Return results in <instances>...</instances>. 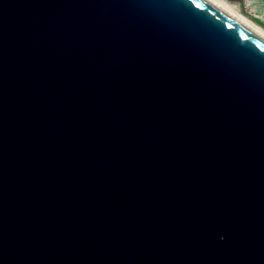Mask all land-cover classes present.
<instances>
[{"label":"water","instance_id":"water-1","mask_svg":"<svg viewBox=\"0 0 264 264\" xmlns=\"http://www.w3.org/2000/svg\"><path fill=\"white\" fill-rule=\"evenodd\" d=\"M0 264H264V40L207 0H0Z\"/></svg>","mask_w":264,"mask_h":264},{"label":"rangeland","instance_id":"rangeland-1","mask_svg":"<svg viewBox=\"0 0 264 264\" xmlns=\"http://www.w3.org/2000/svg\"><path fill=\"white\" fill-rule=\"evenodd\" d=\"M226 2L264 31V25L257 20V17H264V0H226Z\"/></svg>","mask_w":264,"mask_h":264},{"label":"bare ground","instance_id":"bare-ground-1","mask_svg":"<svg viewBox=\"0 0 264 264\" xmlns=\"http://www.w3.org/2000/svg\"><path fill=\"white\" fill-rule=\"evenodd\" d=\"M212 5L220 9L222 12H224L227 16L234 19L235 21L239 22L240 24L248 27L251 29L256 35L261 37L264 40V31L259 28L256 24L252 23L250 20H248L246 17L242 16L232 5H230L226 0H207ZM255 18L257 16H254ZM257 20L261 21V23L264 25V17L259 18L257 17Z\"/></svg>","mask_w":264,"mask_h":264}]
</instances>
